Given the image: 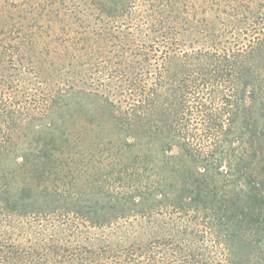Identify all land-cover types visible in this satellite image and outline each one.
I'll use <instances>...</instances> for the list:
<instances>
[{"label":"trees","instance_id":"1","mask_svg":"<svg viewBox=\"0 0 264 264\" xmlns=\"http://www.w3.org/2000/svg\"><path fill=\"white\" fill-rule=\"evenodd\" d=\"M0 264H264V0L0 30Z\"/></svg>","mask_w":264,"mask_h":264},{"label":"rangeland","instance_id":"2","mask_svg":"<svg viewBox=\"0 0 264 264\" xmlns=\"http://www.w3.org/2000/svg\"><path fill=\"white\" fill-rule=\"evenodd\" d=\"M124 2L125 0H94V3L91 0H22L15 8L0 10V30L42 27L55 38L90 25L97 17L99 7H116L118 10ZM105 20L109 18L106 17ZM22 153L23 147L16 150L17 155ZM8 160L12 165L13 155ZM82 183L86 184V177H83Z\"/></svg>","mask_w":264,"mask_h":264}]
</instances>
